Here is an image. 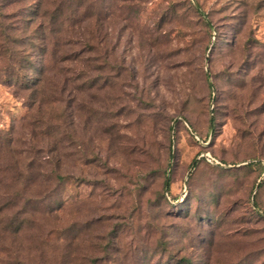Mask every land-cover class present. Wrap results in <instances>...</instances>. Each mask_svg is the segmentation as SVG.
<instances>
[{
  "label": "rangeland",
  "instance_id": "rangeland-1",
  "mask_svg": "<svg viewBox=\"0 0 264 264\" xmlns=\"http://www.w3.org/2000/svg\"><path fill=\"white\" fill-rule=\"evenodd\" d=\"M35 1L0 0V68ZM104 3L57 149L0 70V264H264V0Z\"/></svg>",
  "mask_w": 264,
  "mask_h": 264
},
{
  "label": "trees",
  "instance_id": "trees-1",
  "mask_svg": "<svg viewBox=\"0 0 264 264\" xmlns=\"http://www.w3.org/2000/svg\"><path fill=\"white\" fill-rule=\"evenodd\" d=\"M104 1L55 0L52 6L47 0H37L29 11L35 22L34 36L29 41L31 53L4 48V54L9 53L8 57L4 55L0 68L5 82L16 85L25 94L30 109L35 110L30 116L35 126L54 140L52 150L62 143L54 132H58L65 94L74 100V90L81 86L91 88L96 81L94 72L101 64L110 62L105 36L103 48L98 45L102 42L98 39V32L103 29L102 18L108 15ZM14 43L24 45L22 41ZM32 54L36 60L31 59ZM98 58L101 62L96 64ZM52 122L56 126L52 127ZM12 144L9 138L0 136V152L9 151Z\"/></svg>",
  "mask_w": 264,
  "mask_h": 264
}]
</instances>
